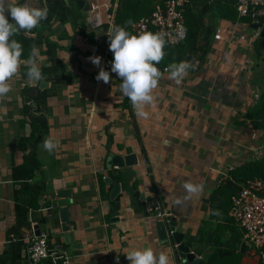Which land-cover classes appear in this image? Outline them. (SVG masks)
I'll list each match as a JSON object with an SVG mask.
<instances>
[{
    "label": "crops",
    "instance_id": "obj_1",
    "mask_svg": "<svg viewBox=\"0 0 264 264\" xmlns=\"http://www.w3.org/2000/svg\"><path fill=\"white\" fill-rule=\"evenodd\" d=\"M44 1L31 0L41 8ZM111 1L87 0L89 11L80 10L88 15L78 17L74 12L79 19L86 20L87 29L72 20L55 18L49 28L42 30L59 44L56 55L62 63L54 87L52 81L42 79L47 81V88H52L44 106L32 107L33 101L28 100L27 88H36L42 81L30 83L23 75L22 71L27 70L23 61L28 58L21 59L20 69L10 81L12 90L0 98V264L9 262L5 258L10 247L8 235L16 224L17 199L22 197L19 195L22 182L14 179L13 168L22 164L32 150L37 152L41 169L28 183L41 184L43 189L38 205L29 210L30 224L20 231L23 241L29 244L32 221L40 222L42 218L39 210L51 206L58 191L71 189L70 218L75 222L71 229L75 242L81 245L77 250L80 254L74 255L71 246L58 241L62 236L59 227L49 236L52 248L64 247L60 251L64 261L69 257L68 264H130L126 252L146 247L163 249L169 264H174L171 245L162 244L159 238L151 211L153 205L149 206L148 216L138 198H132L131 209L126 207L129 200L125 198L120 221L111 220L112 185L104 178L112 177L132 192L144 191L149 205L157 199L171 209L188 237L195 236L197 255L204 260L214 251L217 254L218 247L210 239L219 233V226L230 223L228 209L225 212L218 206L219 210L212 214L211 195L226 176L231 177L234 168L253 159L255 151L264 149V130H254L250 124L239 122L247 109L256 105L264 87V60L256 59V49L247 57L243 41L236 38L229 42L239 27L228 26V32L215 42L200 68L189 70L180 84L170 78V73L163 72L152 93L155 103L145 106L149 113L145 119L136 115L131 100L120 90L122 81L111 72V60L106 54L107 34L112 29L116 8ZM17 2L24 4L30 0ZM105 24L110 25L108 30ZM240 27L241 32L252 33V26L240 24ZM44 48H37L40 69L52 62ZM92 56L102 58L100 67L88 59ZM100 68L110 73L109 83L96 80ZM26 104L32 113L46 117L47 129L43 131L39 124L31 123V117L24 111ZM32 133L37 134L34 148L26 141ZM49 136L59 143L52 153L43 148V141ZM133 152L138 164L125 168L127 175L120 174L116 167H108L110 153ZM186 182L202 183L203 192L177 205L175 201L185 196ZM42 229L50 232L48 224ZM201 230L209 231L204 238L210 244L201 242ZM27 248L22 250L23 257L16 264H31ZM221 255L216 257L215 264H227ZM230 256L234 264H258L252 256L248 259Z\"/></svg>",
    "mask_w": 264,
    "mask_h": 264
},
{
    "label": "trees",
    "instance_id": "obj_2",
    "mask_svg": "<svg viewBox=\"0 0 264 264\" xmlns=\"http://www.w3.org/2000/svg\"><path fill=\"white\" fill-rule=\"evenodd\" d=\"M155 1L158 2L155 3ZM115 2L117 3V6L114 12L112 28L115 26H122L131 34H136L133 26L127 25L126 22L131 20L133 23H136L142 18L151 16L155 11L156 6L164 4L165 0H112V6L116 4ZM45 7L48 9V17L46 20H42L34 30H31L27 34L21 31L19 35L13 36L12 39L17 40L23 46L21 59L29 57V53L33 46L39 49H42L45 46V54L48 55L52 62L48 67L41 68V71L43 77H46L48 81H52L54 87L62 65L56 55L59 44L50 39L48 35L45 36L44 33H42V30L49 28L55 18L64 22L72 20L75 25H80L83 29H87V24L85 19H79L75 16V8L78 9L79 7L73 0H45L42 4V8ZM184 7V22L188 36L185 41L179 44H166L164 46V58L157 65L160 69L167 68L172 63L178 64L181 61H191L192 63L197 64V67L190 69L192 71L199 69L208 53L212 51L215 42L218 41V36L227 33L228 26H230L231 23L238 21L251 23L252 21L251 18H239L235 0H188ZM8 18L10 22L14 23L9 14ZM103 26L105 30H108L110 25L105 24ZM150 27V31L155 33V26L151 25ZM219 29H222V32H219ZM31 32H36L37 34L35 36H30L29 34ZM253 47L257 51L256 59L264 60V52L262 51V49H264V38L257 37L254 41ZM109 58L111 61L114 58L112 51ZM26 72L27 70L22 71V73H24L23 75H26ZM27 89L28 100L30 99L33 101L32 107L36 105L37 107L39 105L41 107L44 106L52 92V88L46 87L41 89L40 84L39 86L37 85L36 88ZM253 107V110H248L243 118L239 119V122L245 125L250 124L254 130H264V87L260 92L256 105ZM24 111L29 117H31L30 121L33 125L39 124L43 131L47 129L46 117L44 115L34 114L32 111H29L28 104L25 105ZM36 135V133H32L31 137L26 139V141L30 142V145L33 146V148L37 144ZM40 169L41 164L36 150H32L30 153L26 154L23 163L13 168L14 179L22 182L19 191V195L21 194L22 197L17 199L16 224L9 231L8 235L10 247L5 256L7 261H9L8 264H16L17 261L21 260L23 257L22 250L29 246V244L23 241L20 237V231L24 226L30 224L28 216L30 208L38 205L37 203L43 187L41 184L30 185L28 180L34 178L36 172ZM254 177H259L264 180V154L260 157H254L253 159L237 166L231 171V177L226 176L223 179L222 184L210 197L212 214L214 215L218 208L223 209L225 212L227 209L229 211L232 195L240 189L241 183ZM225 196L228 197V202L224 206L223 198H225ZM229 222V225L223 224L219 226V233L214 235L215 238L213 237L210 239L211 244L216 243L218 247L217 254L216 251H214L213 254L207 255L208 259L205 258L200 264H215L216 257L220 256V254L223 255L222 258L227 264H234V262H232V256H230L231 254L238 256L239 259L247 255L248 247H246L244 253L240 251L241 244L244 242L241 229L230 217ZM208 232L209 231L207 230L200 231L201 242L207 245L210 244V241L204 238V236L206 237ZM227 233H229L228 237ZM198 239L200 241L199 237ZM204 240L207 242H204ZM253 253L257 256L258 251H251V256ZM50 262H52V259L45 261L47 264ZM55 264H63V260L60 259ZM235 264L242 263L238 262ZM258 264H264V261L258 259Z\"/></svg>",
    "mask_w": 264,
    "mask_h": 264
},
{
    "label": "clouds",
    "instance_id": "obj_3",
    "mask_svg": "<svg viewBox=\"0 0 264 264\" xmlns=\"http://www.w3.org/2000/svg\"><path fill=\"white\" fill-rule=\"evenodd\" d=\"M6 14L11 16L14 23L9 21ZM47 17L48 9L36 6L31 0L24 4L18 3L17 0H0V98L6 97L12 90L10 81L17 75L22 63L23 46L12 37L19 35L21 31L27 34ZM126 24L134 26L131 20ZM107 36L109 49L114 56L111 61V72L116 73L122 81L120 90L131 100L136 115L146 119L149 113L145 111V106L155 103V96L152 93L161 78L157 65L164 58L166 33L141 31L139 34H131L125 27L115 26L109 30ZM38 59L39 50L33 46L28 59L23 61L30 83L43 79ZM88 59L100 67L101 57L92 56ZM197 66L191 61L172 63L168 69L170 78L180 84L189 70ZM96 80L107 84L111 80L110 73L100 68ZM58 147V141L51 136L43 141V148L49 153ZM183 188L185 196L175 201L177 205L194 199L203 192L202 183L186 182ZM126 258L130 264H169V257L163 249L156 250L151 247L128 251Z\"/></svg>",
    "mask_w": 264,
    "mask_h": 264
},
{
    "label": "built area",
    "instance_id": "obj_4",
    "mask_svg": "<svg viewBox=\"0 0 264 264\" xmlns=\"http://www.w3.org/2000/svg\"><path fill=\"white\" fill-rule=\"evenodd\" d=\"M188 0H165L164 4L156 6L155 11L151 16L142 18L140 21L134 23V30L136 34L141 31L151 32V25L155 26V33H166V44L176 45L186 40L187 30L185 27V7ZM236 8L239 18H251V23L248 22H233L232 27H240V24H245L247 27L252 26L253 23H259L258 29L253 28L251 34L246 32H234L229 39V42L240 39L246 56H252L254 49V41L257 37H261V29L264 25V0H235ZM108 8V7H107ZM243 31V30H242ZM224 35H219L218 39ZM165 44V45H166ZM106 54L110 55L109 48L106 49ZM250 58V57H249ZM250 61L249 59H246ZM160 69V68H159ZM165 70L167 68H164ZM264 154V149L254 152V157H260ZM253 157V158H254ZM46 208H41L42 212ZM156 220L168 222L169 219L175 216V213L167 206L159 204L157 207H152ZM228 215L239 226L243 233V239L247 245L254 246L258 251L257 258L264 261V180L259 177L247 179L240 185V189L232 195L231 205L229 207ZM39 221H32V237L29 239L28 257L31 264H40L48 259H61V251L56 247L52 248L49 242V230H41L37 235L34 233L35 226ZM173 230L169 231V235ZM69 258V257H68ZM63 262L69 263V259Z\"/></svg>",
    "mask_w": 264,
    "mask_h": 264
},
{
    "label": "water",
    "instance_id": "obj_5",
    "mask_svg": "<svg viewBox=\"0 0 264 264\" xmlns=\"http://www.w3.org/2000/svg\"><path fill=\"white\" fill-rule=\"evenodd\" d=\"M80 9L89 11L90 4L86 0H73ZM252 27L258 29L260 27L259 23H253ZM261 37L264 38V25L261 29ZM167 69H159L161 74L163 72H168ZM48 86L47 81L42 80L40 83V88L44 89ZM138 164L137 154L129 153L126 155L110 153L108 157V167H116L120 170V174L127 175L124 171L125 168L133 167ZM105 182L112 185V189L109 194L110 200L112 203L113 212L111 215V220L114 222L120 221V214L122 211V201L129 200V203L126 204V207L131 209V200L132 198H138L141 202L142 209L144 213L150 216L148 213L149 206L157 207L160 203L159 200L155 199L149 205L147 194L140 189L134 190L132 192L127 185H122L118 180H113L112 177H105ZM72 190L63 189L57 192L56 197L51 200V206L46 207L44 211L41 212L39 216L40 223L35 226V233L38 235L42 230V226L48 224L50 227V233L55 234L56 228L59 227L61 238L59 242L64 241L68 246H71L74 251V255L80 254L81 245L76 241L75 232L71 229V225L75 224L71 221V205H72ZM59 220V223H57ZM155 220V226L158 231L159 238L162 241V244H170L171 249L174 253V264H200L203 261V256H198L197 250L195 247L196 241L195 236L188 237L187 230L182 225V222L177 217L173 216L169 219L168 222L162 220ZM173 230V233L169 235V231ZM59 236V235H58ZM247 244L245 242L241 245V250L245 251ZM62 247L60 250H63Z\"/></svg>",
    "mask_w": 264,
    "mask_h": 264
},
{
    "label": "rangeland",
    "instance_id": "obj_6",
    "mask_svg": "<svg viewBox=\"0 0 264 264\" xmlns=\"http://www.w3.org/2000/svg\"><path fill=\"white\" fill-rule=\"evenodd\" d=\"M156 2H158V1H155V3ZM116 6H117V4H115ZM115 6V7H116ZM102 10L104 11V9L102 8ZM75 13H76V16H83V15H88V13L86 14L85 12H84V14H83V11H81L80 9H76L75 8V11H74ZM262 51H263V49H262ZM262 60V59H261ZM253 108L254 107H249L248 109H247V111L249 110V111H252L253 110ZM224 200H223V205L225 206L226 204H227V202H228V197H226L225 196V198H223ZM213 223V222H212ZM213 225H215V224H213ZM251 251H255L256 252V249H255V247L254 246H251V245H248V252H247V255H245V256H247V259L249 258V257H251V254H250V252ZM251 258H255V260L256 261H258V258H257V256L253 253L252 254V257ZM44 262V261H43Z\"/></svg>",
    "mask_w": 264,
    "mask_h": 264
}]
</instances>
